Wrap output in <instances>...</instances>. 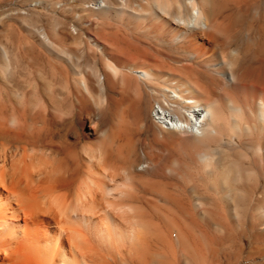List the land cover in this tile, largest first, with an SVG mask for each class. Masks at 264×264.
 Masks as SVG:
<instances>
[{"label": "bare ground", "instance_id": "bare-ground-1", "mask_svg": "<svg viewBox=\"0 0 264 264\" xmlns=\"http://www.w3.org/2000/svg\"><path fill=\"white\" fill-rule=\"evenodd\" d=\"M173 1L154 21L184 38L187 86L137 44L102 41L103 71L8 70L0 40V264L264 263V3ZM222 107L262 127L226 138Z\"/></svg>", "mask_w": 264, "mask_h": 264}, {"label": "rangeland", "instance_id": "rangeland-1", "mask_svg": "<svg viewBox=\"0 0 264 264\" xmlns=\"http://www.w3.org/2000/svg\"><path fill=\"white\" fill-rule=\"evenodd\" d=\"M99 2L107 8H97ZM260 2L263 4L264 0ZM161 11L176 15V4L173 0H0V40H15L19 47L12 51L8 70H29L52 58L57 64L60 61V64L68 69L103 71L107 64L112 65L113 62L107 58V47L102 41L118 40L122 44L128 43L129 48L134 44L144 47L147 56L162 65L161 71L151 70L154 74L153 82L168 84L170 80L180 78L187 86V81L179 76L184 77L182 57L185 55V40L182 37L181 40L171 39L163 25L155 27V22L161 19ZM135 12H139L138 20L133 18ZM156 18L157 21H154ZM260 37L261 34L255 30L252 36V43L255 45L251 44L246 53L247 63L250 61L246 68L252 72H260L264 67V44ZM201 75L203 78L199 77L203 80L207 78L206 75ZM223 107L224 121L228 122L227 126L224 121L219 124L224 123L222 127L225 129L222 133L227 130V133L222 134L224 137L234 139L236 135L246 136L255 132L254 128L259 130L262 127L260 122L254 120L250 123L251 119L243 120L238 115L233 120L234 117ZM226 113L228 118L225 119ZM231 121H234L233 124ZM254 122L256 126H253ZM245 126H248V130L249 126L253 130L248 131ZM239 132H242L240 136ZM262 182L264 183V180ZM231 195L232 202L238 200L235 190L231 191ZM248 244L246 239L244 247L247 248ZM241 263L251 264L248 260H242Z\"/></svg>", "mask_w": 264, "mask_h": 264}]
</instances>
